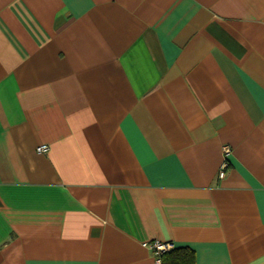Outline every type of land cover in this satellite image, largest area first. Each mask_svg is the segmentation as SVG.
Instances as JSON below:
<instances>
[{
    "label": "crops",
    "instance_id": "0c3cea01",
    "mask_svg": "<svg viewBox=\"0 0 264 264\" xmlns=\"http://www.w3.org/2000/svg\"><path fill=\"white\" fill-rule=\"evenodd\" d=\"M154 241L264 264V0H0V264Z\"/></svg>",
    "mask_w": 264,
    "mask_h": 264
},
{
    "label": "trees",
    "instance_id": "16d2710c",
    "mask_svg": "<svg viewBox=\"0 0 264 264\" xmlns=\"http://www.w3.org/2000/svg\"><path fill=\"white\" fill-rule=\"evenodd\" d=\"M161 264H194V254L187 248L175 247L162 251Z\"/></svg>",
    "mask_w": 264,
    "mask_h": 264
},
{
    "label": "built area",
    "instance_id": "2783aa9c",
    "mask_svg": "<svg viewBox=\"0 0 264 264\" xmlns=\"http://www.w3.org/2000/svg\"><path fill=\"white\" fill-rule=\"evenodd\" d=\"M48 149V146L46 144H41V145H38L36 147V150L37 152H45L46 150ZM223 154H224V157H223V160L222 162L220 163V166H219V171H218V176L219 177H224L225 175V170L228 168V160H227V156L230 152V148L228 146H224L223 147ZM151 247L153 248L154 252H155V255H156V261L159 263L160 262V258H159V255L162 251L166 250L169 248V245L167 243H160L158 241H154L151 243Z\"/></svg>",
    "mask_w": 264,
    "mask_h": 264
}]
</instances>
